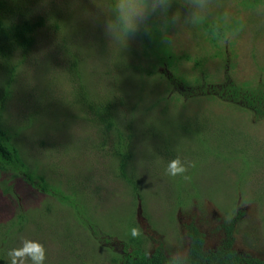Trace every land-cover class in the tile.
Instances as JSON below:
<instances>
[{
	"label": "rangeland",
	"instance_id": "374dc122",
	"mask_svg": "<svg viewBox=\"0 0 264 264\" xmlns=\"http://www.w3.org/2000/svg\"><path fill=\"white\" fill-rule=\"evenodd\" d=\"M110 2L35 0L25 6L32 17L57 16L61 7L64 14L57 19L70 34L67 46L74 52L92 47L101 37L105 41L97 46L101 53L86 57L94 62L87 69L92 93L77 106L65 107L63 99L71 90L65 78L70 53L61 47L62 38L54 28L43 27L35 34V49L21 67L15 98L5 106L6 123L18 126L24 96L31 93L32 104L43 115L24 129L27 156L32 165L37 162L48 183L58 181L63 189L73 190L68 197L79 199L81 213L77 216L72 206L32 186L20 169L17 175L11 172L8 182L0 175V264H7L8 251L24 239L44 245L45 264H115L118 250L130 251L126 245L133 228L145 237L147 253L158 242L169 255L175 249L186 252L189 223L204 234L205 249H216L225 243L224 227L232 220L233 248L264 258V118L243 108L242 99L235 105L224 99L225 85L231 81L242 86L264 82V0H211L196 24L165 26L162 18L153 17L151 30L157 27L172 53L182 56L175 74L168 66L166 71L168 61L161 64L160 57L149 51L143 30L125 47L110 45L103 30L108 13L97 4ZM176 12L182 17L187 12L181 0H173L169 16ZM217 14L226 23L240 24L215 43L202 22ZM165 39L161 42L151 34L149 42L167 58ZM47 58L58 71H43V79L38 62ZM181 76L194 87L192 94L179 83ZM92 98L121 101L118 113L131 117L136 136L129 181L105 148V154L95 149L99 141L95 138L100 137L96 127L78 116L79 108ZM41 140L48 145L41 147ZM177 157L189 165L187 172L169 176L168 163ZM19 210L27 216L20 227L14 220Z\"/></svg>",
	"mask_w": 264,
	"mask_h": 264
},
{
	"label": "trees",
	"instance_id": "16d2710c",
	"mask_svg": "<svg viewBox=\"0 0 264 264\" xmlns=\"http://www.w3.org/2000/svg\"><path fill=\"white\" fill-rule=\"evenodd\" d=\"M34 1L35 0H0V175L3 174L6 178L5 182H8L13 176L11 172L14 171V175H17V170L20 169L24 173L23 178L31 183L32 186L37 187L43 192L50 193L63 203L72 206L74 208V213L79 216L81 213V209L78 206L80 202L79 199L77 198L76 200L70 201L68 197L72 196L74 193L73 190L63 189L61 183L58 181L56 184L48 183V179L41 171V168H39L37 162L32 165L29 159L30 154L27 156L28 149H26V147L28 146L25 145L26 143L23 140L25 135L24 129H29L32 125L41 120L43 115L42 111L32 104L31 93L25 94L24 96L26 103L21 111L23 117L21 120L19 119L20 122H22L21 125L19 124L20 122L18 126L15 127L12 124L8 125L6 123L4 111L5 106L15 98L14 90L21 67L23 63H26V60L30 58L31 51L35 49V44L37 42L35 34L37 30L43 27L54 28L53 30L62 38L61 47L67 50V54L70 53L67 55L65 62V78L67 77L68 79L71 89L70 95H73V97L70 98V95L65 94L66 98L65 100L63 99V101H66L65 107L69 104L77 106L79 101L82 102L86 100L88 92L92 93V89L89 88L90 82L87 78V69L89 64L94 62L88 61L86 57L91 56L93 52L101 53V51L97 50V46L100 45L101 41H105V38L101 37L97 39L92 47L83 50H75L76 52L72 51L73 48L67 46L70 34L68 35L67 31L64 30L57 19L64 14V10H62L61 7L58 8L56 11L58 13L57 16L50 14V16L38 15L37 17H32L28 13L30 10L25 6L28 5L29 2ZM55 3L56 2L53 1V4ZM254 3L255 2H250L249 4L253 6ZM38 5H41L40 1ZM48 20L53 23L52 27L49 25ZM239 24L240 22L237 20L232 24L226 23L225 19L218 14L215 15L213 19H205L202 22L205 33H210L212 35L210 39L215 43L218 38L226 35L230 27L236 28ZM73 28H76L74 32L77 34V25L74 24ZM151 34L155 35L157 39L159 38L161 42H163L162 39H165V37L160 35L161 32L157 27L150 30L149 33H142L145 42L149 44L147 45L149 51L160 57L162 60L161 64L168 61L169 65H165L166 71L168 66V68L170 67L173 69L172 73L175 74L174 71H177V66H179L178 63L180 62L179 59L182 56L177 57L172 53L169 42L166 41V39L165 43H168L167 46L169 47L167 58H169L167 59L163 54L161 56V53L156 47L149 42ZM145 42L144 44L146 46ZM157 45H160L159 41H157ZM219 52H223L222 49H219L218 53ZM185 57L188 58L187 55H185ZM52 60L51 58H47L39 62L38 60L35 61L39 63L38 68H40L41 71L38 72V74L41 75L42 78L44 76L42 73L43 71L45 73L47 71H58L52 66ZM200 63V60L196 61V65ZM172 73L170 76L173 77L174 75ZM180 79V82L176 81L183 85L184 89H186L185 92L190 91V94H192L194 87L186 82L189 85L187 87V84L184 82L187 80L184 77L181 76ZM40 82L41 79H38V86H40ZM224 99L234 105L242 99L243 108H247L253 112L254 115L257 114V117L264 118V82L262 81L258 82L256 85H250L247 82L245 86L237 85L231 81L225 85ZM121 104V101L117 102L112 100V98H98V101L92 98L88 101L87 105L83 104L84 106L79 108V114H77L79 117H83L86 121L90 122L98 130V135L100 137L95 138L99 140L96 143L95 149L105 154V148L108 151V158L111 157V163H113L112 161L116 162V164L113 163L115 168L117 170L119 169L121 176L126 179L128 178L129 181V175H131L133 167V157L135 155V152L132 150V140L136 136V130H134L131 120H129L131 117L118 113V106H122ZM132 110L131 108V112ZM127 119L128 121H126ZM25 121H31V123H25ZM52 129L55 131L54 126ZM111 135L113 138L111 139L112 142L108 140ZM92 138L93 137H91V140ZM46 145L48 144H46L44 140L40 141L41 147H45ZM49 145L54 147V144ZM55 146L59 147V144L57 143ZM60 191L66 195L60 194ZM16 214L18 216H16ZM26 217L24 216V212L20 210L14 213V220L18 219V227L21 225V219ZM234 223L235 221L232 220L228 227H224L227 237L225 243L216 249L209 250L204 248V234L197 227L190 226L189 236L191 237V242L186 254L187 259L185 264H264V258L242 254L233 248L234 236L231 231L233 230ZM146 242L145 237L141 235L138 237L132 236L130 243L126 245L127 248L130 246V255L125 257L123 264H173L170 256L166 255L161 248L156 249L151 255L147 253V250L144 249ZM119 257L120 256L116 255L113 260L117 261Z\"/></svg>",
	"mask_w": 264,
	"mask_h": 264
},
{
	"label": "clouds",
	"instance_id": "9594fccd",
	"mask_svg": "<svg viewBox=\"0 0 264 264\" xmlns=\"http://www.w3.org/2000/svg\"><path fill=\"white\" fill-rule=\"evenodd\" d=\"M181 3L187 9L183 17L179 12L169 16L173 0H111L108 5L97 4L108 13L103 30L110 45L123 44L125 47L131 36L141 30L150 32V21L153 17L162 18L165 26L169 23H198L208 11L211 0H181ZM188 166L177 157L169 161L166 173L173 177L183 176ZM184 178L189 179L187 176ZM131 234L134 237L139 236V230L133 228ZM7 255V264H45L46 249L37 240L24 239L20 246L10 249ZM170 258L173 264H185L187 255L183 250L175 249L170 252Z\"/></svg>",
	"mask_w": 264,
	"mask_h": 264
},
{
	"label": "flooded vegetation",
	"instance_id": "af4514ba",
	"mask_svg": "<svg viewBox=\"0 0 264 264\" xmlns=\"http://www.w3.org/2000/svg\"><path fill=\"white\" fill-rule=\"evenodd\" d=\"M190 226H193V227H197L195 224H191V223H189V224H187V226H186V230H187V234L185 235V237H187V239L188 240H190V242H191V237L189 236V232H190ZM198 228V227H197ZM199 229V228H198ZM200 230V229H199ZM225 230V229H224ZM226 232V231H225ZM158 246L151 252V253H149L150 255L156 250V249H158V248H161V250H163V252L164 253H166L165 252V248H164V244H162L161 242H158ZM223 243H221L220 244V246L222 245ZM189 245H190V243H189ZM188 248H189V246H188ZM205 248V247H204ZM125 252H123V253H121L119 250L117 251V252H120V255H119V253H115L116 255H118V256H120L119 257V259L117 260V261H114V263L115 264H123V262H124V259H125V257L126 256H128V255H130V251H128V250H124ZM187 252H188V249H187V251L185 252L186 254H187ZM166 255H168V256H170L169 254H167L166 253Z\"/></svg>",
	"mask_w": 264,
	"mask_h": 264
}]
</instances>
